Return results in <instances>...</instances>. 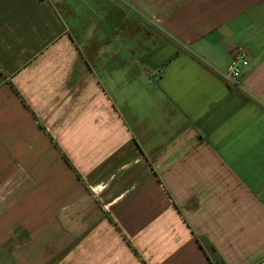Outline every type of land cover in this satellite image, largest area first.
Wrapping results in <instances>:
<instances>
[{
	"label": "crops",
	"instance_id": "crops-1",
	"mask_svg": "<svg viewBox=\"0 0 264 264\" xmlns=\"http://www.w3.org/2000/svg\"><path fill=\"white\" fill-rule=\"evenodd\" d=\"M0 264H264V0H0Z\"/></svg>",
	"mask_w": 264,
	"mask_h": 264
},
{
	"label": "built area",
	"instance_id": "built-area-1",
	"mask_svg": "<svg viewBox=\"0 0 264 264\" xmlns=\"http://www.w3.org/2000/svg\"><path fill=\"white\" fill-rule=\"evenodd\" d=\"M246 57V50L243 47H237L232 51L230 61L223 76L226 83L235 85L242 73V70L248 65Z\"/></svg>",
	"mask_w": 264,
	"mask_h": 264
},
{
	"label": "trees",
	"instance_id": "trees-1",
	"mask_svg": "<svg viewBox=\"0 0 264 264\" xmlns=\"http://www.w3.org/2000/svg\"><path fill=\"white\" fill-rule=\"evenodd\" d=\"M134 253H135V251H134Z\"/></svg>",
	"mask_w": 264,
	"mask_h": 264
}]
</instances>
